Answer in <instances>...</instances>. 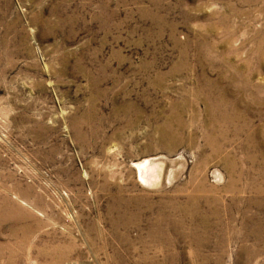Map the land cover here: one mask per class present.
<instances>
[{"label":"rangeland","instance_id":"374dc122","mask_svg":"<svg viewBox=\"0 0 264 264\" xmlns=\"http://www.w3.org/2000/svg\"><path fill=\"white\" fill-rule=\"evenodd\" d=\"M0 264H264V0H0Z\"/></svg>","mask_w":264,"mask_h":264},{"label":"bare ground","instance_id":"6f19581e","mask_svg":"<svg viewBox=\"0 0 264 264\" xmlns=\"http://www.w3.org/2000/svg\"><path fill=\"white\" fill-rule=\"evenodd\" d=\"M136 173H137V179L140 180V178L146 177L145 173L147 171L146 165H144L142 162H136L133 164ZM145 182V181H144Z\"/></svg>","mask_w":264,"mask_h":264}]
</instances>
